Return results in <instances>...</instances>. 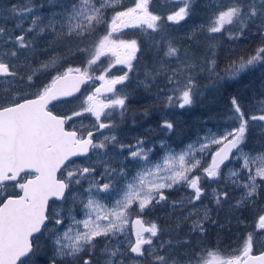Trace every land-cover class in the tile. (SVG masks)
<instances>
[{
  "label": "snow or ice",
  "instance_id": "1",
  "mask_svg": "<svg viewBox=\"0 0 264 264\" xmlns=\"http://www.w3.org/2000/svg\"><path fill=\"white\" fill-rule=\"evenodd\" d=\"M193 2L179 0L183 6L165 18L150 10L152 0H132L131 6L123 0H44L38 6L33 0H0V264H36L42 257L47 264H264V208L253 230L230 253L209 250L188 238L165 240L164 229L144 219L171 203L183 222L191 221L187 235L203 236L206 222H218L211 220L208 209L201 214L197 207L204 195L202 180L225 181V188L238 189L233 209L255 204L264 195V151L253 154L244 148L251 132L258 130L264 138V100L249 112L232 97V126L180 152L169 148L158 160L152 159L155 145L147 147L144 139L125 145L116 135V116L123 118L129 100L116 86H127L132 62H140L137 52L144 55L137 39L121 38L124 29L145 33L147 50H155L137 86L150 92L162 82L156 99L166 109L191 108L201 94V74L215 87L248 68L264 66V0L214 4L196 49H181L166 35L155 39L152 33L163 32L165 19L185 20ZM253 28L260 45L218 73V36L241 42ZM189 39H196L195 30ZM60 48H66L67 55L50 56ZM41 55L50 58L40 60ZM78 55L84 57L80 66L63 67ZM101 57L109 58L108 66L92 75ZM115 65H125L128 71L109 76ZM89 81L102 83L84 95L81 85ZM77 94L83 96L77 107L57 110L80 99ZM160 127L175 130L168 119ZM212 145L217 147L205 162L203 154ZM160 147L167 148L163 141ZM109 148L114 151L109 153ZM125 150L127 156L112 167L109 160ZM80 158L87 164H78ZM233 160L241 162L239 169L229 168ZM98 166L104 167L99 178ZM176 186L192 190L186 202H169L167 192ZM212 194L218 208L230 200L227 190L214 188Z\"/></svg>",
  "mask_w": 264,
  "mask_h": 264
},
{
  "label": "trees",
  "instance_id": "2",
  "mask_svg": "<svg viewBox=\"0 0 264 264\" xmlns=\"http://www.w3.org/2000/svg\"><path fill=\"white\" fill-rule=\"evenodd\" d=\"M127 1L129 2V0ZM127 1L123 0V4L126 6H131ZM17 2L19 3L21 2V0H17ZM43 2L44 0H33V3L37 6ZM202 2L203 0H201L200 2H198V0H194L192 7H195V9L191 11L190 15L185 20H182L179 23H170L165 19V21L161 25L163 32L159 34L152 33V35L157 40H159L162 35H166L168 39H172L171 41H173L176 46L181 49H196L198 43H201L204 39L203 34L200 33V29L197 27V20L204 17L203 14L205 13V7L198 6V4ZM177 9L178 7L176 4L169 5L167 4V0H152V3L150 5V10L153 11L154 14L161 15L165 18L167 17V15L171 14L174 10ZM44 12H48L47 7H45ZM10 26L11 25H9V27ZM194 30L196 39H189V37L193 36ZM148 31L151 32V30ZM124 33L125 35L121 38L137 39L138 43L141 46V49L144 50L143 56H141L140 52H137L136 54L137 57H140L139 64H137L136 60L133 62V64L135 63L136 67H140V65H142L141 68L137 70L138 78H130L129 82V105L130 107L132 106V113H135V117L140 116L139 119H134V121L135 123H142L145 126L158 127L156 123V121H158V117L160 118V121L171 117V114L167 112L164 104L156 99L159 87L162 86V82H158V86L153 87L150 92L137 86L138 82L141 81L140 78L144 76L142 72L146 70L144 65L151 64L153 62L155 50H147L149 44L148 37L139 29H127L124 30ZM98 35H102V32L98 33ZM250 39L247 40V46L244 49L249 51L248 53H246L242 50L240 51V48H238V51H236L235 48L228 50L226 47L232 44V42L228 41L226 35L224 37L218 36L217 43L219 41H223V43L222 47L220 44L216 49L218 63V68L216 69V71L222 75L233 60L238 59L240 56H246L250 53L251 49L253 51L261 43V40L259 41L260 37L258 35H255ZM239 43L240 42L234 43L235 45H237L236 48L239 46ZM72 46L75 47V42L72 43ZM248 47H250V49H248ZM223 51H225V60L222 57ZM62 55H67L66 48L58 49L57 56L59 57ZM83 61L84 57L78 55L74 58H70L67 64H64L63 67H67L68 64H71L73 66H80ZM108 63L109 58L101 57V62L99 64L100 67H98L96 71L92 73V75H98L103 68L108 66ZM41 79L46 81L45 77H41ZM258 82V73L252 72L250 71V69H246L245 71L241 72L233 81H226V79L221 80V82L215 87L211 86V82L209 81L207 74H201L199 77V90L201 94L196 97L194 105L191 108L186 109L174 108V112H172V121L175 124V130L171 132L170 138V140L173 139L171 140L172 143L175 144L174 140L176 141L179 139L180 141H184L185 139H188L193 133H195L196 130L200 129L203 125L216 124L217 122H220L221 119L225 120L230 114L232 97H237L240 102L247 103L251 100V95L255 91H263L264 93V88H262L258 84ZM36 83L37 85H39L40 81H37ZM32 91H35V89H32ZM135 100L137 101L135 102ZM145 113H147V115H145ZM256 131L251 132L249 134V137L254 138L255 136L253 135V133ZM259 140L264 145V138L260 137ZM249 148H252V146H249ZM261 208H264V195H262L255 204L248 206L244 211L240 213L239 220L242 222L240 233L237 237L238 245L240 244L243 235L246 232L253 230L252 226ZM154 210H157L156 221L167 227L168 215L173 214V212H171L170 209V212L162 211L159 209V207L155 208ZM221 223H223V220L221 221ZM165 231H167L168 233L172 232L170 227L168 229H165ZM218 232L220 231L217 229L216 224L211 225L206 234V243L202 247H207L209 250L219 249L222 234H219Z\"/></svg>",
  "mask_w": 264,
  "mask_h": 264
},
{
  "label": "rangeland",
  "instance_id": "3",
  "mask_svg": "<svg viewBox=\"0 0 264 264\" xmlns=\"http://www.w3.org/2000/svg\"><path fill=\"white\" fill-rule=\"evenodd\" d=\"M200 1L201 0H198V2H200ZM228 2H229V0H203L202 3H199L198 4L199 7L200 6L205 7V9H204L205 13L203 14L204 17L199 18L197 20V27L199 29L207 27L210 19L212 18V15L215 11V8L213 7L214 4H217V3L227 4ZM128 3L131 5L132 0H129ZM162 3H163V1H162ZM167 4H169V5L176 4L178 8L182 6V4L179 3V0H167ZM193 9H195V7H192V10ZM168 22L173 23L171 21H168ZM129 29H131V28H129ZM124 30H127V29H124ZM250 31H251V34L248 37H246L244 41H241L237 48H236L237 45H235L234 43L230 44L226 48L228 50L235 48L236 51H238V48H240L239 49L240 51L242 50V51L248 53L249 51L244 50L247 46V44H246L247 40L250 38H253L256 35L255 34L256 30L254 28L251 29ZM169 40H172V39H169ZM250 40H252V39H250ZM260 40H261V38L259 39V41ZM222 43H223V41H219L218 45L221 44V47H222ZM40 47L41 48L45 47L43 42L41 43ZM248 49H250V47H248ZM57 51L58 50L51 51L50 56L56 57ZM250 52H252V49ZM50 56L41 55L39 57V59L40 60H47L50 58ZM222 57L225 60V51L222 52ZM217 65H218V63H217ZM133 66H134V71L129 72V77L131 79L138 78L137 70L139 68H141L142 65H140V67H136V65L134 63ZM249 69L252 72L258 73V75H259L258 84L262 88H264V66L257 65L255 67L248 68V70ZM126 71H128V69L125 65H115V67H113L111 69V72L108 75L109 76H118V75L123 74V72H126ZM134 72H136V73H134ZM142 72L144 73V71H142ZM235 78H228V79H226V81H233V80H235ZM140 79L143 80L144 76L141 77ZM129 82L130 81L126 82V85H127L126 87H122L120 85H117L116 88L118 90H120V92L122 94H127L129 96V92H130ZM101 83H102L101 81H91V84L83 91V94L84 95L91 94L95 90L96 87L101 86ZM106 95H110V94H106ZM251 96H252V98L249 102H247V103L241 102L242 105L245 106V110L249 111V112L252 111V108L257 103V101L264 100L263 91H259V92L255 91ZM101 98L103 99V96ZM82 99H83V96L80 95V99L74 100L72 104L67 106V108H64L63 105H60L58 107V110L66 111L67 109L77 107L80 103V100H82ZM129 99H130V96H129ZM136 101L137 100H135V102ZM129 104H130V102L128 100V109L125 112L123 118L116 116V123H117L116 135L118 136L120 142H122L125 145L135 144L137 139H144L145 141H147V147H153V145H155L154 154L152 156L153 160H158L169 148L176 151V152H180L181 150L186 148L189 144H195L198 139H203L209 133L219 135V134L223 133L227 128L232 126V122L228 119V117L230 115L229 114L225 120L221 119V121L217 122L216 124L203 125L200 129L196 130L195 133H193L188 139H185L184 141L183 140L180 141L179 139L176 141L174 140L175 144H173L171 141L173 139L170 140L171 132H167L160 127L163 120L160 121V118L158 117V121H156L158 127L145 126L139 122L135 123L134 119H139L140 116L135 117L136 116L135 113H132L133 108H132V106L130 107ZM166 110H167V112H169L171 114V117L168 118V120L172 121V118H173L172 112H174L173 111L174 108L166 109ZM84 124H85V126H88V124H89L88 120H85ZM77 126H79V123L77 124ZM258 132L259 131H256L253 133V135L255 136L254 138L253 137L248 138L247 145L244 148L245 152H251V153L255 154V153L264 151V145L259 140L260 135ZM161 141L164 142V144L167 146V148L162 149L160 147ZM249 146H252V148H249ZM216 147H217L216 145H212V147L209 149L208 153L203 154V160L205 162L210 160V158H211L210 153H211V151H214ZM113 151L114 150L112 148H109V153H112ZM124 156H127L126 150L124 151L123 155L115 157V158H111L109 160L111 166L112 167H118L120 162L123 161ZM197 156L199 158L200 154H197ZM124 162L126 163V161H124ZM77 163L86 165L87 161H85L84 158H80L79 160H77ZM240 163H241L240 161L233 160V162L229 165V168L239 169ZM103 171H104L103 166L97 167V178H99V174L102 173ZM129 171H130V173L132 172V165L131 164H129ZM201 183H202V186L204 188V195L202 196L201 201L198 202L197 207L200 209L201 214H203V211L205 208L208 209V215L210 216L211 220H215L218 222L216 224L217 229L220 231L218 233L222 234L221 235V244L219 246V249L223 253H230L231 251H233L234 249H236L239 246L237 244V237L239 236V233H240L241 222L238 223V219H239L240 213L246 209V208H241L239 210H236V209H233L230 207V205L233 204L235 202V200L239 198L240 191L238 189H233L230 186L225 188V183H226L225 181H221L219 184H216V183H211L209 181L202 180ZM87 187H88V183L85 181L83 183V188H87ZM83 188H81L80 190L82 191ZM214 188L218 189V190L223 189V190L229 191L230 200L228 202L224 203L222 207L218 208L214 202V198H213V194H212ZM191 192H192V190L190 188H186L184 186H176L172 190H169L167 192V195L169 197V202L180 201V200H184L186 202L187 199L189 198ZM251 205H249V206H251ZM159 209L162 211H168V212H170L169 211V209H170L171 212H173V214L168 215V220H167L168 226L167 227L163 226L162 224H160L156 221L157 220V210H154L152 213L145 216L144 219L146 221H154L158 225H160L164 229L163 238L165 240L169 239L170 237H177L181 240L188 238V239L192 240L195 244H197L198 246H201V247L206 243V239L204 237L207 234L208 230L210 229L211 225H213L212 223L206 222L205 226L207 228V232L203 236H200L198 234H192L191 236H188L187 234L189 233L191 221H188L187 223L183 222L182 217H180L179 210L174 211L171 207V203H169V205L167 207H159ZM76 214L79 216L78 210H77ZM184 215H187L186 211H185ZM222 220H223V223H221ZM178 224L180 225L179 228L176 227ZM238 224L240 227L238 226ZM169 227L172 230L171 233H168L167 231H165V229H168ZM220 229H222V230H220ZM129 237L134 239V235H132L131 233H129ZM49 254H50V251H49ZM39 260H40V262L47 264V257H42L40 259H37L36 264L38 263Z\"/></svg>",
  "mask_w": 264,
  "mask_h": 264
},
{
  "label": "water",
  "instance_id": "4",
  "mask_svg": "<svg viewBox=\"0 0 264 264\" xmlns=\"http://www.w3.org/2000/svg\"><path fill=\"white\" fill-rule=\"evenodd\" d=\"M88 84V83H87ZM87 84H84V85H81V91L83 90V88L87 85ZM106 94H108V93H105V95ZM78 96L80 95V94H77Z\"/></svg>",
  "mask_w": 264,
  "mask_h": 264
},
{
  "label": "bare ground",
  "instance_id": "5",
  "mask_svg": "<svg viewBox=\"0 0 264 264\" xmlns=\"http://www.w3.org/2000/svg\"><path fill=\"white\" fill-rule=\"evenodd\" d=\"M205 239H206V235H205V237H204Z\"/></svg>",
  "mask_w": 264,
  "mask_h": 264
}]
</instances>
